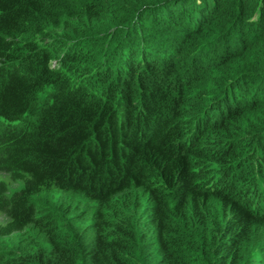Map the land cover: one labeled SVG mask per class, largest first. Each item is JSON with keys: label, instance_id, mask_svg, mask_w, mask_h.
<instances>
[{"label": "trees", "instance_id": "obj_1", "mask_svg": "<svg viewBox=\"0 0 264 264\" xmlns=\"http://www.w3.org/2000/svg\"><path fill=\"white\" fill-rule=\"evenodd\" d=\"M0 119V236L44 239L1 264H264V0H0ZM48 191L94 204L82 232L35 216Z\"/></svg>", "mask_w": 264, "mask_h": 264}, {"label": "rangeland", "instance_id": "obj_2", "mask_svg": "<svg viewBox=\"0 0 264 264\" xmlns=\"http://www.w3.org/2000/svg\"><path fill=\"white\" fill-rule=\"evenodd\" d=\"M79 9L82 10L81 8ZM156 12L157 13L153 14L154 16V17L152 16L153 18L152 17L142 18L141 19L142 24L137 27V30H142V29H144L142 31L149 30V24L151 21L157 22L156 24L157 32L159 28L166 29L165 27L166 19L159 17V14H161L163 17H169V15L163 10L161 11L156 10ZM65 17L66 16H64V14L61 15V19L59 20L63 22ZM48 30L50 29L49 28L46 29V31ZM54 30H55L54 32L55 36L63 37L64 36L63 34L68 35V33L62 32V30L59 29H54ZM50 34L53 33H49V35ZM70 37H74V36L70 35L68 38ZM68 38L64 40V43L62 44L60 49H58V55L64 54L66 50V45L67 47L74 45L75 41L72 40H76V38H72V39H68ZM82 50L84 51L85 48H82ZM95 58H97V54H95ZM49 61L53 63V61H56V58L50 59ZM82 75H79V77L80 76L82 77ZM211 75H213V73H211ZM215 75L217 76L218 73H215ZM52 90L53 88L50 86L43 87L37 93L38 101H41L42 98L43 99L48 98V95L52 92ZM98 94H100V89H98ZM244 95L246 96L247 94L246 93L243 94V97ZM204 162L206 164L212 165L214 168L217 167V164L211 161H204ZM0 181L6 184L9 193L20 188L19 182H9L7 176L3 173H0ZM30 200L36 212L35 216L48 218L52 223V225H54L53 226L54 229H56L57 237L65 238V239H71L72 236L74 237V234L82 232L87 227L90 221L91 213L94 209V204L92 202H89L86 199H83L79 196L66 195L58 191L42 192L32 196ZM211 206L216 212L218 203L214 201V203H212ZM4 222H5V217L0 214V224ZM255 231L263 232V229L257 228ZM43 243H44V239H42L41 235L35 232L30 227L22 233H15L12 234L11 236H4V237L0 236V259L11 260L19 256L22 257L24 256L25 253L26 254L28 253V250H30L31 253L36 248L43 246ZM76 264H79V262H76Z\"/></svg>", "mask_w": 264, "mask_h": 264}, {"label": "clouds", "instance_id": "obj_3", "mask_svg": "<svg viewBox=\"0 0 264 264\" xmlns=\"http://www.w3.org/2000/svg\"><path fill=\"white\" fill-rule=\"evenodd\" d=\"M126 32H127V30L124 29V31H123L121 34H122V35H125ZM46 42H51V41H46ZM55 42H56V40L54 41V43H55ZM72 46H75V48L72 49L71 46L69 47V48L71 49L70 54H73V53H75V51L78 50V47H76V46H78V45H76V43H74V45H72ZM135 52H137L140 56L143 57V59H144V63L152 64L151 66H157V67H158V66H162L163 63H164L165 61H169V57H168L166 54L162 53L161 51H160V52H157L156 49H154V50H147V51L137 50V51H135ZM153 52H154V53H153ZM154 55H156V60L153 62L152 58H153ZM133 60H135V57H134L133 59H127V60L125 61V63H126V64H130V63L133 62ZM54 63H55V61H53V63H51V62L49 61V64H50L51 66H53ZM118 72H119V71H118ZM118 75H120V77H121V75L124 76V73H122V72H121L120 74L117 73L116 76H118ZM104 88H105V86H104ZM91 89H92V87H91ZM102 94H104V93L101 92V88H100V94H98V88H97L95 96H99V97L101 96V97H102ZM225 104H226L230 109H233V110L239 108V106L241 105V104H240L239 102H237L235 99H232L231 101L226 100V101H225ZM119 114H120V113H117V116H118ZM0 122H1V119H0ZM9 124H10V125H19V121H12V122H10ZM259 208H260L262 211H264L263 208H262L261 206H259Z\"/></svg>", "mask_w": 264, "mask_h": 264}, {"label": "bare ground", "instance_id": "obj_4", "mask_svg": "<svg viewBox=\"0 0 264 264\" xmlns=\"http://www.w3.org/2000/svg\"><path fill=\"white\" fill-rule=\"evenodd\" d=\"M159 36H161V35H154V33H151V37L150 38H156V37H159ZM164 54H166L168 56L167 52L164 53Z\"/></svg>", "mask_w": 264, "mask_h": 264}]
</instances>
